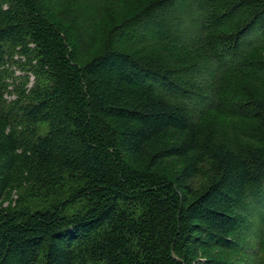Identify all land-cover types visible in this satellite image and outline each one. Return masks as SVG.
Here are the masks:
<instances>
[{
  "label": "trees",
  "instance_id": "1",
  "mask_svg": "<svg viewBox=\"0 0 264 264\" xmlns=\"http://www.w3.org/2000/svg\"><path fill=\"white\" fill-rule=\"evenodd\" d=\"M13 192L0 264H264V0H0Z\"/></svg>",
  "mask_w": 264,
  "mask_h": 264
},
{
  "label": "rangeland",
  "instance_id": "2",
  "mask_svg": "<svg viewBox=\"0 0 264 264\" xmlns=\"http://www.w3.org/2000/svg\"><path fill=\"white\" fill-rule=\"evenodd\" d=\"M181 6V4H180ZM183 6V5H182ZM178 9L174 10L171 9L169 10V15L173 16V15H177L178 17ZM186 13V12H185ZM189 14V16H191V14L189 12H187ZM154 27H149V30H153ZM171 32V31H170ZM24 60V59H23ZM13 70H14V78L15 83H19V84H24V82H27V78L25 75V71L22 70L21 68H17L16 66H13ZM34 80V76L30 75V79L27 82L28 85H31L32 82ZM16 92H14V94H8L7 98L8 99H13L16 97ZM215 122H216V128H218V138L221 140H224L226 142H228L230 144L231 147H238L241 146L243 144H251L252 141L247 138L245 135L242 134V132H245V129H247V127L249 126L247 124L246 121L241 120V119H237V118H224L222 116H217L215 118ZM18 197L17 192H13L12 196L9 199H6L3 203H1L0 201V209H8L10 208V206L14 204V200H16ZM260 211V210H258ZM261 212V211H260ZM252 224H257L258 220L256 217L254 216H250ZM245 237V236H243ZM248 238H251V234L249 233V235H247Z\"/></svg>",
  "mask_w": 264,
  "mask_h": 264
}]
</instances>
